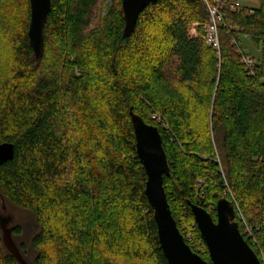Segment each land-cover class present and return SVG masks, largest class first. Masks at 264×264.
Returning a JSON list of instances; mask_svg holds the SVG:
<instances>
[{"label": "trees", "instance_id": "1", "mask_svg": "<svg viewBox=\"0 0 264 264\" xmlns=\"http://www.w3.org/2000/svg\"><path fill=\"white\" fill-rule=\"evenodd\" d=\"M104 1L52 0L36 60L30 0H0V144L14 145L0 163V230L13 220L26 264H169L132 109L161 133L164 187L191 248L212 264L190 203L216 220L226 197L264 264V0H222L219 47L206 41L217 0L150 3L130 36L122 0L94 24ZM241 34L258 61L245 62ZM10 206L31 214L28 239ZM0 264H23L1 232Z\"/></svg>", "mask_w": 264, "mask_h": 264}, {"label": "water", "instance_id": "2", "mask_svg": "<svg viewBox=\"0 0 264 264\" xmlns=\"http://www.w3.org/2000/svg\"><path fill=\"white\" fill-rule=\"evenodd\" d=\"M158 0H122L126 25L124 35L130 36L137 24L140 13ZM52 0H30L31 19L28 36L33 48L34 58L40 60L44 54V27L46 25ZM136 136L137 154L147 174L145 194L154 210V219L161 249L169 264H209L195 252L178 227L172 214L166 190L164 175L171 176V167L157 126L147 123L142 116L130 110ZM14 145L10 142L0 144V163L12 159ZM194 220L200 230L212 264H262L254 249L240 231L233 201L226 197L216 203V217L203 206L190 203ZM8 220V219H7ZM6 219L4 222H8ZM6 224V223H5ZM9 249L26 264L13 242L5 238Z\"/></svg>", "mask_w": 264, "mask_h": 264}, {"label": "rangeland", "instance_id": "3", "mask_svg": "<svg viewBox=\"0 0 264 264\" xmlns=\"http://www.w3.org/2000/svg\"><path fill=\"white\" fill-rule=\"evenodd\" d=\"M113 0H105L104 2L100 3L96 10H95V19H94V24H97L100 20V18H102L106 11H107V8L108 6L112 3ZM244 5H247V6H255L256 3L253 2L252 0H243L242 1ZM195 27L196 24H193L191 26L192 27ZM190 28V29H191ZM240 41H241V44H242V48L243 50L245 51V53L247 55H250L252 57H254V59L256 61H258V59H260V56H261V51L259 50V48L256 46V44L253 42V40L251 39L250 36L248 35H244V34H241L240 35ZM155 115V114H154ZM153 115V117L155 118V116ZM203 183V181H202ZM8 212L12 213L13 215H15L16 217V223H20V224H23L26 228V235L24 236V239H28L29 236H28V227L32 224V216L31 214H29L28 212H24L22 210H19V209H16V208H13L12 206H10V208L8 209ZM239 215H240V218L242 220H245L244 218V215L242 213L241 210H239ZM245 222V221H244ZM13 225V220H10V222L8 223V225L6 226H2L1 227V234L7 239V241H9V234H10V229L9 227Z\"/></svg>", "mask_w": 264, "mask_h": 264}, {"label": "built area", "instance_id": "4", "mask_svg": "<svg viewBox=\"0 0 264 264\" xmlns=\"http://www.w3.org/2000/svg\"><path fill=\"white\" fill-rule=\"evenodd\" d=\"M222 6H223L222 0H217V3L215 6H210L209 9H210L211 17H210L209 24H207V26H206V32H207L206 41L208 44L215 45L216 47H219L218 25H219L220 21H222V19H223V16L221 14ZM230 6L233 9H237L241 6V3L239 0H232ZM190 34H191V36H197L198 35L196 28L194 26L190 29ZM244 60L248 64L252 63V59H251L250 55L246 56ZM154 116L159 122L162 121L160 116H158L156 114ZM187 239L192 240V235L189 234ZM197 242L200 243L201 240L199 239Z\"/></svg>", "mask_w": 264, "mask_h": 264}]
</instances>
